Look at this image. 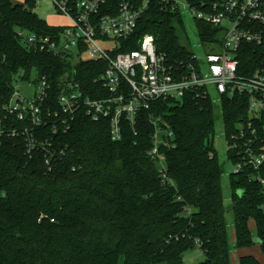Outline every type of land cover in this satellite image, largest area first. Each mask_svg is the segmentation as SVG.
<instances>
[{
  "label": "trees",
  "instance_id": "16d2710c",
  "mask_svg": "<svg viewBox=\"0 0 264 264\" xmlns=\"http://www.w3.org/2000/svg\"><path fill=\"white\" fill-rule=\"evenodd\" d=\"M187 1L202 9V2L211 0ZM172 2L152 0L121 50L138 49L142 36L152 34L157 48L170 57L188 55L175 24H182L183 14L172 9ZM37 4L0 0L4 125H23L1 111L14 93L19 72L23 79L34 72L37 78L46 76L50 90L45 110L60 108L58 95L66 79L76 78L93 98L102 91L94 79L105 72L106 62H74L20 43L21 29L43 34L60 29L35 11ZM118 4L108 0L101 13L110 11L108 7L116 13ZM198 27L202 41L216 40L218 26L198 20ZM244 49L264 54V46L244 44ZM241 99H227L220 112L210 101L190 96L182 103L159 100L152 105L151 111L163 112L175 132L176 147L166 151V177L147 154L153 126L146 111L135 128L124 125L120 140L112 139L108 119L94 122L84 109L67 132L53 134L51 121L42 125L36 135L53 137L54 147L64 151L54 156L50 170L42 150L27 154L22 136H5L0 146V264H185L184 254L195 247L206 256L198 264H232L229 211L234 215V247L259 245L264 250V185L251 177V170L231 175L232 206L227 209L224 170L213 144L220 115L232 132L246 114ZM259 174L264 177V166ZM254 237L261 241L254 242ZM239 264L264 262L244 254Z\"/></svg>",
  "mask_w": 264,
  "mask_h": 264
},
{
  "label": "built area",
  "instance_id": "2783aa9c",
  "mask_svg": "<svg viewBox=\"0 0 264 264\" xmlns=\"http://www.w3.org/2000/svg\"><path fill=\"white\" fill-rule=\"evenodd\" d=\"M151 1L119 0L116 13L108 7L110 11L103 14L108 0H52L68 18V25H55L60 29L52 34L19 30L20 43L30 50L74 62L104 61L107 68L94 79L102 85L96 98L87 94L74 77L62 82L60 108L56 110L44 109L50 90L46 76L37 78L34 72L30 79H23L24 73L19 72L16 79L30 80L36 90L33 96H24L15 79L14 93L1 111L5 118L15 117L23 125H4L0 112V146L5 136H22L26 153L42 150L50 170L54 156L64 151L54 147L53 137L36 135L42 125L51 121L53 134L67 132L76 114L84 109L94 122L108 119L112 139L120 140L124 125L135 128L146 111V119L153 126L147 154L160 175L166 177V151L176 147L175 132L163 112L151 111L152 105L159 100L169 105L182 103L190 96L210 101L220 112L227 99L241 97L246 114L235 122L232 132L224 124L228 159L234 164L229 177L251 170V177L264 185V177L259 174L264 166V54L244 49V44L264 46V0L203 1L202 9L186 0L194 19L220 28L215 41H202L204 57L191 50L184 57H170L157 48L152 34L142 36L138 49L122 51ZM171 5L182 13L177 0ZM216 43L222 45L221 52L207 50Z\"/></svg>",
  "mask_w": 264,
  "mask_h": 264
},
{
  "label": "rangeland",
  "instance_id": "374dc122",
  "mask_svg": "<svg viewBox=\"0 0 264 264\" xmlns=\"http://www.w3.org/2000/svg\"><path fill=\"white\" fill-rule=\"evenodd\" d=\"M14 3H21L22 0H12ZM180 6V9L183 14V22L182 24L175 23L177 27V32L180 36L181 42L184 46H186L189 50L197 53L199 57H204L205 55V45L203 44L200 36L198 35L199 27L198 20L194 19V15L186 3V0H177ZM35 11L44 19L48 21L51 25H68V18L60 13L52 0H38L37 7ZM209 51L221 52L222 45L220 43H216V45H210L207 47ZM34 74V73H33ZM18 84V89H20L21 93L24 96H33L36 85L30 82V80H20L16 79ZM215 93V92H214ZM224 121L220 116L216 123V131L214 135V147L216 149L219 161L223 167V184H224V192L226 194L225 205L227 209H231L232 200L230 197L229 190V174L234 171V164L228 159V153L226 150V139L224 136ZM227 224L229 227V243L232 246L231 251V262L232 264H239V259L241 255L244 254H253L252 249L255 246L260 249V253L258 254L259 259L264 262V250L260 248L259 245L251 246V247H234V243L236 241L235 232H234V215L232 211L227 213ZM251 227L253 233H256V228L254 222H251ZM256 256V255H255ZM206 258L205 253L199 248L195 247L184 254L185 264H198Z\"/></svg>",
  "mask_w": 264,
  "mask_h": 264
},
{
  "label": "crops",
  "instance_id": "0c3cea01",
  "mask_svg": "<svg viewBox=\"0 0 264 264\" xmlns=\"http://www.w3.org/2000/svg\"><path fill=\"white\" fill-rule=\"evenodd\" d=\"M254 255H256L258 257V254L261 252L260 249H258L256 246L255 248L252 249V251ZM259 258V257H258Z\"/></svg>",
  "mask_w": 264,
  "mask_h": 264
},
{
  "label": "water",
  "instance_id": "95a60500",
  "mask_svg": "<svg viewBox=\"0 0 264 264\" xmlns=\"http://www.w3.org/2000/svg\"><path fill=\"white\" fill-rule=\"evenodd\" d=\"M239 194H241V191L239 192ZM253 241H254V242H260L261 240H260L259 237H254V238H253Z\"/></svg>",
  "mask_w": 264,
  "mask_h": 264
}]
</instances>
